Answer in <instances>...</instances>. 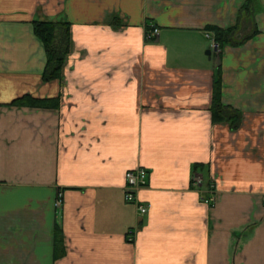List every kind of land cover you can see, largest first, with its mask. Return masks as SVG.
Listing matches in <instances>:
<instances>
[{"label":"crops","instance_id":"0c3cea01","mask_svg":"<svg viewBox=\"0 0 264 264\" xmlns=\"http://www.w3.org/2000/svg\"><path fill=\"white\" fill-rule=\"evenodd\" d=\"M35 20L69 23L58 78ZM0 264H264V0H0Z\"/></svg>","mask_w":264,"mask_h":264},{"label":"trees","instance_id":"16d2710c","mask_svg":"<svg viewBox=\"0 0 264 264\" xmlns=\"http://www.w3.org/2000/svg\"><path fill=\"white\" fill-rule=\"evenodd\" d=\"M252 6L244 5L239 15L242 12L252 11ZM209 29L214 33L215 42L221 49L224 44H237L241 41L236 39V32L238 25L228 27L226 29L218 26H209ZM33 30L35 35L42 41L46 52V66L43 71V79L50 80L58 78L61 74V68L66 53L69 50L70 42V30L69 23L65 21H53V20H35L33 22ZM219 70V69H218ZM219 79L217 78V88L215 94V100L213 103L212 114L216 120L233 118L234 125L237 124L240 117V112L230 106L224 105L219 100L220 86ZM16 104L33 105L37 106L42 104L38 99H34L30 95H24L13 101ZM62 241V234L59 227H56V243L59 245Z\"/></svg>","mask_w":264,"mask_h":264},{"label":"built area","instance_id":"2783aa9c","mask_svg":"<svg viewBox=\"0 0 264 264\" xmlns=\"http://www.w3.org/2000/svg\"><path fill=\"white\" fill-rule=\"evenodd\" d=\"M160 29L153 23H147L145 27V40L155 41L159 35ZM212 47L218 51V44L212 39ZM147 183V170L144 167L138 166L131 168L125 172V198L129 202H133L137 207V214L142 215L147 212L148 207L137 197V192ZM191 184L195 189H200L201 198L205 203L211 204L215 199L216 189L213 184L203 188V177L199 173H193L191 176ZM60 200L57 201V205Z\"/></svg>","mask_w":264,"mask_h":264},{"label":"water","instance_id":"95a60500","mask_svg":"<svg viewBox=\"0 0 264 264\" xmlns=\"http://www.w3.org/2000/svg\"><path fill=\"white\" fill-rule=\"evenodd\" d=\"M206 53H210V50H207Z\"/></svg>","mask_w":264,"mask_h":264},{"label":"rangeland","instance_id":"374dc122","mask_svg":"<svg viewBox=\"0 0 264 264\" xmlns=\"http://www.w3.org/2000/svg\"><path fill=\"white\" fill-rule=\"evenodd\" d=\"M237 35V34H236ZM236 37V36H235ZM212 52H213V49H212Z\"/></svg>","mask_w":264,"mask_h":264}]
</instances>
